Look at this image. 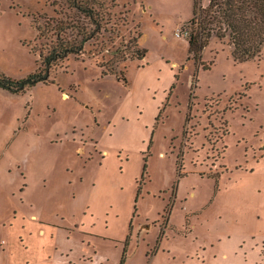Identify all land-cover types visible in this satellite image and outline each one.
<instances>
[{"label": "rangeland", "instance_id": "374dc122", "mask_svg": "<svg viewBox=\"0 0 264 264\" xmlns=\"http://www.w3.org/2000/svg\"><path fill=\"white\" fill-rule=\"evenodd\" d=\"M195 1L0 0L13 79L57 41L39 28H97L49 82L0 87V264H60L69 248L119 264L127 236L125 264H264V48L238 60L213 35L196 62L182 31ZM32 214L53 235L26 251Z\"/></svg>", "mask_w": 264, "mask_h": 264}, {"label": "trees", "instance_id": "16d2710c", "mask_svg": "<svg viewBox=\"0 0 264 264\" xmlns=\"http://www.w3.org/2000/svg\"><path fill=\"white\" fill-rule=\"evenodd\" d=\"M195 1V11L193 16L182 27L183 33L189 41V52L193 55L196 62L200 61L201 52L207 45L209 39L216 35L223 38L227 35L232 46V53L238 60H246L262 55L264 48V0H209L205 8H197ZM79 6V2H78ZM82 9L90 19L93 18L94 11L90 4H80ZM95 19V18H94ZM43 35L53 31L57 35V41H53L47 53L40 52L41 66L24 78L13 79L5 75H0V87L10 92H21L38 82H49L50 73L54 66L71 54L83 52L84 44L96 35L97 28H81L80 39H67L64 36L66 28H39ZM139 59L146 56L147 49L136 44L134 50ZM196 76L192 78V90L196 86ZM193 96V92L191 97ZM190 105V104H189ZM189 119V114L187 115ZM178 154V164L180 169L183 167ZM214 190L219 189V178L214 179ZM129 236L125 239L122 258L119 264H125V256Z\"/></svg>", "mask_w": 264, "mask_h": 264}, {"label": "crops", "instance_id": "0c3cea01", "mask_svg": "<svg viewBox=\"0 0 264 264\" xmlns=\"http://www.w3.org/2000/svg\"><path fill=\"white\" fill-rule=\"evenodd\" d=\"M31 224L30 226H34L35 224H37L38 228L36 229L38 234V236L34 237L33 234L30 232L28 233L30 240H26L25 238L22 240L23 243V247L24 250L28 251L31 250L34 247V240L35 239H43L44 237L47 236V234H49V238L52 239V235H53V227L54 226H50L49 224H42L41 222H38V217L36 214H32L31 217ZM28 222V221H27ZM29 225V224H28ZM25 226V225H24ZM48 232V233H47ZM26 240V241H25ZM71 250V248H69ZM70 250L68 249H61V254L62 256H60L59 259V263L60 264H103L102 258L100 257V255L97 254V251H93V252H86V254L83 255L82 258H80V260L83 262H87V263H81V262H75L74 260H71V255L69 252ZM66 253V256H63ZM51 255L48 256V260H50ZM32 262V261H31ZM31 262L29 260H27L25 258V262L22 264H31Z\"/></svg>", "mask_w": 264, "mask_h": 264}]
</instances>
